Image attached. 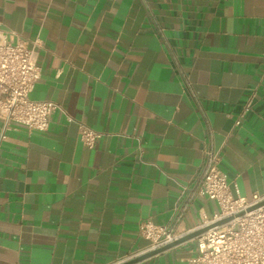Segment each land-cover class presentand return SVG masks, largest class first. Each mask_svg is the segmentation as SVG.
Returning a JSON list of instances; mask_svg holds the SVG:
<instances>
[{"label":"crops","instance_id":"1","mask_svg":"<svg viewBox=\"0 0 264 264\" xmlns=\"http://www.w3.org/2000/svg\"><path fill=\"white\" fill-rule=\"evenodd\" d=\"M0 27L37 51L31 98L62 108L46 131L0 120V264L145 253L140 222L169 221L210 149L235 195L264 193V0H0ZM217 210L198 198L177 233ZM197 246L135 264H193Z\"/></svg>","mask_w":264,"mask_h":264},{"label":"built area","instance_id":"2","mask_svg":"<svg viewBox=\"0 0 264 264\" xmlns=\"http://www.w3.org/2000/svg\"><path fill=\"white\" fill-rule=\"evenodd\" d=\"M41 73L36 49L29 47L14 31L0 27V120L5 129L16 122L46 131L52 115L62 110L54 101L31 98ZM254 98L252 93L244 103L242 117L252 110ZM101 135L89 126L79 125L80 140L88 147H94ZM5 138L3 133L1 139ZM220 165V152L208 150L199 175L191 185L182 187L169 221L163 225L149 219L140 222L139 232L149 241L147 251L181 237L177 227L186 212L198 198L208 197L217 203L218 210L211 218L202 217L196 229L233 218L195 237L198 246L193 264H264V204L249 210L264 201V193H255L248 199L235 185V195Z\"/></svg>","mask_w":264,"mask_h":264},{"label":"water","instance_id":"3","mask_svg":"<svg viewBox=\"0 0 264 264\" xmlns=\"http://www.w3.org/2000/svg\"><path fill=\"white\" fill-rule=\"evenodd\" d=\"M264 204V201L259 203L258 205L254 206V207H251L249 208V210H252L253 208H256L260 205ZM233 217H227V218H224L222 220H219L215 223H212L210 225H207L205 227H202V228H199V229H194L184 235H182L181 237L177 238L176 240L162 246V247H159V248H156V249H153V250H150V251H146L145 253H142L141 255H138L136 257H133L131 259H128L126 261H123L119 264H135L141 260H144L148 257H151V256H154L158 253H161L165 250H168L176 245H179L185 241H188V240H191V239H194L195 237H197L198 235L200 234H203L204 232L208 231L210 228L214 227V226H218V225H222L226 222H228L229 220H231Z\"/></svg>","mask_w":264,"mask_h":264}]
</instances>
